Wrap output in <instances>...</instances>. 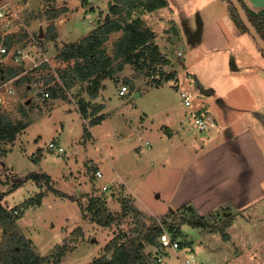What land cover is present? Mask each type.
<instances>
[{"label":"rangeland","instance_id":"obj_1","mask_svg":"<svg viewBox=\"0 0 264 264\" xmlns=\"http://www.w3.org/2000/svg\"><path fill=\"white\" fill-rule=\"evenodd\" d=\"M10 1L24 7L23 23L30 26L37 17L46 19V3L47 9H55L68 0ZM86 1L107 4L108 0ZM168 1L165 18L169 14L179 22L203 21L202 38L190 41L171 35L157 40L154 44L162 47L157 60L145 56L126 65L133 86L123 70L103 76L97 96L88 91L92 82L70 89L62 84L59 72L69 64L53 54L72 41H65L59 30L54 41L46 35L40 39L38 28L30 32L37 45L50 52L48 74L55 75L52 85H57V95L50 91L44 96L33 82H18V102L5 113L19 131L12 140H0V191L7 193L3 205L13 213L9 223L0 221V257L16 246L14 233L42 256L53 254L56 259L57 249L65 248L59 264H87L103 254L110 256L106 247L130 232L134 219L128 216L109 226L93 222L84 212L99 198L105 207L103 218L120 214L127 200L143 211L149 223L167 222L169 235L180 247L161 243L160 238L159 245L147 244L152 264H185L191 253L197 257L195 264H264V51L229 14V3ZM73 8L78 10L64 33L77 40L94 26L82 20L81 6ZM147 22L156 31L163 25L158 16ZM121 36L122 30L109 37L108 54H113ZM33 51L43 54L42 49L38 54ZM198 83L208 92L203 93ZM122 84L130 88L124 96L119 94ZM181 89L195 92L194 106L183 104ZM82 99L89 103V117L81 113ZM197 107L215 118V131L220 132L214 143L205 146L203 156L196 152L204 147L203 139L210 140L212 129L195 131L192 110ZM166 134L175 136L167 144ZM53 141L64 146V152L50 148ZM222 146L239 147L230 151ZM225 154L234 161V171L226 168ZM97 170H103V177L95 176ZM43 175L50 177L49 183ZM103 185L109 189L103 190ZM16 209L22 215L15 214ZM182 217H201L209 226H194ZM160 254L163 260L157 262ZM0 264L5 263L0 259Z\"/></svg>","mask_w":264,"mask_h":264},{"label":"trees","instance_id":"obj_2","mask_svg":"<svg viewBox=\"0 0 264 264\" xmlns=\"http://www.w3.org/2000/svg\"><path fill=\"white\" fill-rule=\"evenodd\" d=\"M231 13L234 19L245 24L241 20L233 2L227 0ZM242 1V0H241ZM168 5V0H117L116 3H110V12L114 17L108 16L104 23L99 24L91 33L83 37L81 40L66 45L60 50L58 57L69 64V67L59 72L62 84L70 89L77 84L84 82H92L94 87H89L88 91L92 96H97L99 92V84L103 76H113L118 72L124 70L127 64L135 65L145 56L150 59L157 60L160 56L159 47L155 45V33L146 25L145 20L139 15L145 12H151L158 8H162ZM49 17L53 18L58 15V11L55 9H48ZM137 13V16H135ZM239 24V23H238ZM54 29L51 24L46 29V37L52 39V31ZM122 30V36L115 42L114 52L112 55L108 54L105 49V43L108 41L111 32ZM28 37L27 33L23 35ZM7 44L11 45V41L8 40ZM169 62V60H166ZM0 63L1 76H15L19 73L21 67H3ZM46 64L44 65V67ZM42 77L45 80L48 89L57 95L56 86L52 85L55 81V75H45ZM170 78L173 75H169ZM174 79V78H173ZM176 83H178L177 78ZM127 82H130L133 86V80L130 77H125ZM40 81L38 78L31 75H23L18 80L20 82ZM51 83V85H49ZM81 113L84 117H89L91 114L88 110L89 103L86 100L81 101ZM102 107V106H101ZM100 107V108H101ZM193 113L197 115L202 114V108H194ZM92 114H95L94 112ZM101 119L94 120V123H98ZM19 131V126L5 113L0 112V140H12ZM2 164V162H1ZM37 176V175H35ZM49 183V176L43 175ZM20 183H16L18 186ZM53 191L68 196L65 193H61L54 187H51ZM7 193L0 191V221L2 223H9L12 220L13 213L3 205L4 197ZM69 197V196H68ZM73 198V197H69ZM100 203V199H93L91 203L85 208L84 215L89 217L93 222L102 223L104 226H109L118 221L119 224L130 216L134 220V226L128 233H121L106 247V252H110L111 255L103 254L87 264H152L149 255L146 254L145 248L147 244L159 245L158 238L163 232L162 226L153 221L149 223L145 218L143 211L135 204L125 200L123 201L122 212L120 214L110 213L106 218H103L101 212L105 207ZM97 205L103 206L97 207ZM189 208H193L189 206ZM96 210V211H94ZM194 210V209H193ZM87 211V212H86ZM15 214L22 215L19 210L14 211ZM89 213V215H88ZM182 220L187 223H191L194 226L208 227V222H205L203 218H189L182 217ZM165 223V222H164ZM165 225V224H164ZM167 225V222H166ZM165 225V226H166ZM16 242L15 247L7 249L0 257L5 264H59L64 258L66 252L65 248L59 247V252L55 259L53 254L47 256L39 255L31 247L30 243L25 237L14 233L12 236ZM173 238V237H172Z\"/></svg>","mask_w":264,"mask_h":264},{"label":"built area","instance_id":"obj_3","mask_svg":"<svg viewBox=\"0 0 264 264\" xmlns=\"http://www.w3.org/2000/svg\"><path fill=\"white\" fill-rule=\"evenodd\" d=\"M22 11L23 9L16 7L10 0H0V63L2 65L6 64V67L22 68L15 76L3 77L0 74V112L3 113H6L11 106L18 102L17 80L21 76H38V79H40L45 75H50L48 72H52L48 71L52 67L50 57L44 52L43 54L37 53L38 50H41V47L37 45L36 38H34L33 35H29L26 38H21L19 36V32L24 31ZM8 40L11 41V45L7 44ZM33 49L36 50V54L40 55L39 59L36 58L38 55H34L35 52ZM178 55L182 56V53L179 52ZM45 64L47 65L46 67H44ZM42 80L33 82V85L38 88V92L42 93L44 96H49L50 90L47 88L48 85L46 86L45 83H42ZM181 82L180 80L179 83ZM129 92V86L127 84H122L119 89V94L124 96ZM180 96L183 104L186 106L195 105V92L193 90L181 89ZM215 124V118L210 113L203 112V110L200 115L193 113L192 126L195 131L203 133L214 127ZM146 145L150 146V142L146 141ZM50 148L57 149L59 152H64L65 150L64 146L58 145L54 141L50 143ZM95 176L98 178L103 177V170H97ZM102 188L103 190H107L109 186L103 185ZM160 225L163 229V232L159 236L161 243L170 244L171 247L178 249L180 247V242L170 236L171 234L164 223L160 222ZM163 257V254L158 255L157 262L162 261ZM196 262L197 257L195 253H191L185 260V264H195Z\"/></svg>","mask_w":264,"mask_h":264},{"label":"crops","instance_id":"obj_4","mask_svg":"<svg viewBox=\"0 0 264 264\" xmlns=\"http://www.w3.org/2000/svg\"><path fill=\"white\" fill-rule=\"evenodd\" d=\"M190 1H202V0H189L188 3H190ZM116 2H117V0H108L106 2L107 4H105V2H102V3H99V2H97V3H88L86 0H78V1L77 0H73V1L72 0H68L67 3H62L61 5H57V4L55 5L54 4L55 5V11H58V15L56 17H53V18L49 17V13H48V9L47 8H49L50 5H49V3H46V4H48L47 7H45L46 8L45 9V14L47 15L46 19L44 20L41 17H37L36 19H34L32 21L30 26H27V25L24 26V33H27V35L28 34L31 35V33L34 32V31L36 32L37 28H38L39 31H37V33H39V36H41L40 39H44V36L46 35L47 27L50 26L51 24H53L54 32L52 31V35H54V37L51 39L52 41H54L55 39L56 40L59 39V36L57 37V33H56V31L59 30L60 33H61L60 35H62V37H63V39L65 41H67V40H68V42L72 41V43L77 42V41L81 40L85 36H82L81 38H78L77 40H71L68 37L69 34H67V33L65 34L64 33V30L66 29V27L68 25V22L72 18L73 12H76L78 10V9L75 10L73 7L74 6H78V7L81 6L82 7V17H81L82 20L84 22H87V23H89V24L94 26L93 29L89 32V33H91L99 24L104 23L105 19L108 16L114 17V15L110 12L109 4L110 3H116ZM169 3L170 2L168 1V5L163 7V8H158V9H156L154 11H151V12H145L143 14H139L145 20L146 25L148 27H150L154 31V33H155V42L157 40H159V39L165 40L166 37L171 36V35H173L176 38L185 37L186 39H189L190 41H199L202 38V35H203L204 31H205L204 22L198 20L197 24L196 23L194 24L188 18H186L183 21L179 22V21L175 20L172 16L170 17L169 14H167L166 18H165V12L164 11H166V9L170 7ZM204 3H218V5H219V3L221 4V3H228V2H227V0H204ZM23 8L24 7H21V9H23ZM229 9H230V7H229ZM22 12H21V14H22ZM168 12L169 11L167 10L166 13H168ZM92 14H94V17H92ZM229 14L231 15V11L230 10H229ZM154 16H158L159 19L161 20V22H163L162 28L160 30H158V31H156L147 22V21H150V17L153 18ZM231 18H232V16H231ZM46 22H49V23L47 24ZM26 24H27V22H26ZM167 26H169L171 28L170 31H168V32L166 31V28H169ZM41 29H43V31H41ZM118 32H119V30L118 31H113V32H111L110 36L113 33H118ZM156 45H158V44L156 43ZM41 49H42V52H44L46 54H50V52L45 50L44 48H41ZM57 49H58V52H60V50L62 48L61 49L57 48ZM159 49L162 50V47H159ZM58 54L59 53H56V54H53V55L56 58V57H58ZM126 68H124V72H126V73H124V74L122 73V74H123V76H127V77L131 78V74L128 73V72H131V70L129 68L128 69H126ZM216 127H212L211 128L212 131L209 133V134H212V135L209 136L210 137V140H209L210 144H209L208 140L205 139L206 140V142H205V140L203 139L202 140V145H204V147H202L200 149V151H197L196 155L203 156L202 151H204V149L206 148L205 146L211 145L212 143L215 142L216 138L219 137V133L220 132L215 131ZM205 132L206 131H204L203 133H205ZM178 134H180V130H177V135ZM174 137L175 136H173L172 138H174ZM172 138H169L167 136V134H166V144H167L168 140L172 139ZM235 138H236V136H234L232 134L231 138H230V141L234 142ZM175 146H178V145L176 144ZM222 147H224V146H222ZM238 147H233L232 146V147H228V148L224 147V148H227L230 151H233L235 149H238ZM226 158H228V159H226ZM225 160H226L225 166H226L227 169H229L230 171H234L237 168L234 164H232L234 161H231L232 158H231V156L229 154H225ZM240 170H242V169H240ZM242 172L240 171V173H242ZM187 203H189V202H186L184 204H187ZM217 205L218 204H215L213 207H211L210 211L214 210L215 207H217ZM193 208L195 210L194 206H193ZM206 208H210V205L207 206ZM206 208H205V210H207ZM210 211H207L205 213L208 214ZM202 213H204V212H202Z\"/></svg>","mask_w":264,"mask_h":264},{"label":"flooded vegetation","instance_id":"obj_5","mask_svg":"<svg viewBox=\"0 0 264 264\" xmlns=\"http://www.w3.org/2000/svg\"><path fill=\"white\" fill-rule=\"evenodd\" d=\"M241 2L246 11V14L250 19V22L254 25L258 33L264 39V6H257L251 0H242ZM245 32L249 33L253 37L252 33L246 27V25Z\"/></svg>","mask_w":264,"mask_h":264},{"label":"water","instance_id":"obj_6","mask_svg":"<svg viewBox=\"0 0 264 264\" xmlns=\"http://www.w3.org/2000/svg\"><path fill=\"white\" fill-rule=\"evenodd\" d=\"M241 18V20L243 21V23L246 25V27L250 30V32L252 33L253 37L255 38V40L257 41V43L259 44V46L262 48V50L264 51V39L262 38V36L258 33V31L256 30V28L254 27V25L250 22V19L248 17V15L246 14V11L242 5L241 0H231ZM255 5L257 6H264V0H251ZM41 31H43V29H41ZM41 37V36H40ZM198 88L203 92V93H207L208 90L204 89L201 87V85L198 83ZM4 165L5 163L2 162Z\"/></svg>","mask_w":264,"mask_h":264}]
</instances>
